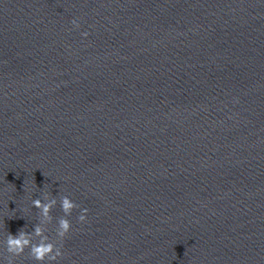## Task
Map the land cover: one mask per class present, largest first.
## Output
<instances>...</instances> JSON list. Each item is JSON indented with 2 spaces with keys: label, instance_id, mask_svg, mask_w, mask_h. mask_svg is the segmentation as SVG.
<instances>
[{
  "label": "clouds",
  "instance_id": "obj_1",
  "mask_svg": "<svg viewBox=\"0 0 264 264\" xmlns=\"http://www.w3.org/2000/svg\"><path fill=\"white\" fill-rule=\"evenodd\" d=\"M72 23L76 25V27H79L75 20ZM84 35L87 36V33H84ZM32 204L39 210V216L42 219L35 225L31 233L20 230L18 234L12 235L8 232L5 240L6 251L10 257H19L28 249L29 256L32 260L36 261L37 264H52V262L57 261L63 256L62 241L72 230V224L68 217L72 214L73 210L79 206L69 196H62L60 198V206L64 216L57 221L56 236L59 241H61L60 245L57 246V243L53 242L46 234V225L50 224L53 220L51 211L56 206L57 200L45 195L43 200H32ZM87 212L88 209L81 210V214L78 216L79 222L83 223L87 221ZM9 264H13L11 259H9Z\"/></svg>",
  "mask_w": 264,
  "mask_h": 264
}]
</instances>
